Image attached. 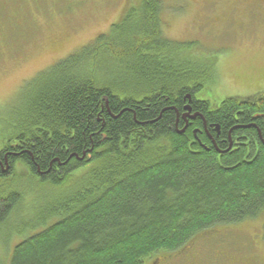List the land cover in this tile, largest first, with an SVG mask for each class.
<instances>
[{"label":"trees","instance_id":"trees-1","mask_svg":"<svg viewBox=\"0 0 264 264\" xmlns=\"http://www.w3.org/2000/svg\"><path fill=\"white\" fill-rule=\"evenodd\" d=\"M163 10L138 0L26 82L0 120V227L18 206L32 212L6 264L169 262L202 233L264 215V96L197 100L214 59L167 39ZM15 166L32 194L7 185ZM45 185L64 191L47 200Z\"/></svg>","mask_w":264,"mask_h":264},{"label":"rangeland","instance_id":"rangeland-1","mask_svg":"<svg viewBox=\"0 0 264 264\" xmlns=\"http://www.w3.org/2000/svg\"><path fill=\"white\" fill-rule=\"evenodd\" d=\"M246 1L162 0L164 36L172 41L195 42L194 55L214 59L210 72L213 79L196 93L197 100L218 105L227 98L250 100L259 98L257 95L264 96V20L245 9ZM137 2L0 0V120L7 118L19 104L26 82L107 31L126 9L137 6ZM15 167L14 175L10 176L13 182L7 185L14 191L32 194L33 186H29L32 176L25 167ZM52 188L41 186L39 192L45 197H55L64 191V188ZM29 199L32 200L31 196ZM30 211L18 206L5 226L0 227V264H6L11 249L22 241V234L15 231L25 228ZM263 223L264 215H261L220 226L225 235V250L212 249L210 246H218L216 241L204 247L203 233L200 234L192 242L194 250L187 262L207 264L210 261L203 252L207 249L211 254L217 249L229 256L216 264H264ZM200 247L203 252L196 258L195 252L198 249L199 254ZM182 258L183 255L179 256L175 264H187ZM148 260L141 264H151Z\"/></svg>","mask_w":264,"mask_h":264},{"label":"flooded vegetation","instance_id":"flooded-vegetation-1","mask_svg":"<svg viewBox=\"0 0 264 264\" xmlns=\"http://www.w3.org/2000/svg\"><path fill=\"white\" fill-rule=\"evenodd\" d=\"M243 6L245 7L246 10H248V12L252 13V15H259L258 18H260L261 20L263 19L264 20V0H247L245 3H243ZM259 98H261L259 95H257ZM254 99H257V97H254ZM185 110L186 112L184 111L182 113V119H183V122L185 123V126H189L191 123H190V120H194L195 117H190V113L191 111L187 110V108L185 107ZM211 125H209L207 127V124L205 122H203V130L207 133V135L209 134L208 132V128H210ZM198 128H195L194 129V133L198 132ZM216 132H217V136L219 134V128L216 127ZM230 133V132H229ZM210 138L211 136L208 135ZM212 140V139H211ZM213 142V140H212ZM235 144H238L236 142V139H235ZM214 144V143H213ZM221 226H224V225H221ZM227 226V225H225ZM219 227H216L215 230H212L211 232H208L206 234H203L204 235V244L203 245L204 247L208 248V243L209 242H218V246H210L212 249L214 248H223L224 250L226 249L224 244L226 245L225 243V235H224V232H221L219 230ZM221 237L224 238V240L221 242ZM194 250V246L193 244H190L186 249H184L179 256L183 255L184 258H182L184 260V262H187V260H189L191 258V255H192V252ZM202 250H201V247L199 249V254H198V249L197 251L195 252V257L197 258L198 255H201L202 254ZM218 250H214L211 252V254H208V250L206 249L203 253L205 255V258H208V260L210 262H208L207 264H216V261L218 260H225L227 259L226 257L229 256V254H225V251L223 252H218ZM178 256V257H179ZM178 257H174V259H170L172 261H169L168 260H164V259H160L159 258H156L154 260H149L151 262V264H167V263H171V264H175V262H177L176 259H178ZM199 259V258H198ZM187 264H190V262H187ZM192 264V263H191ZM193 264H197L196 261H194ZM246 264V263H244Z\"/></svg>","mask_w":264,"mask_h":264},{"label":"water","instance_id":"water-1","mask_svg":"<svg viewBox=\"0 0 264 264\" xmlns=\"http://www.w3.org/2000/svg\"><path fill=\"white\" fill-rule=\"evenodd\" d=\"M187 98H189V96ZM186 108H187V110H189V107L188 106H186Z\"/></svg>","mask_w":264,"mask_h":264}]
</instances>
